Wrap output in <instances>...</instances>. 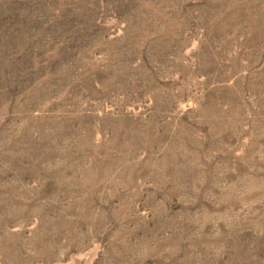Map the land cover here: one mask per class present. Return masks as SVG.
<instances>
[{"label":"rangeland","instance_id":"obj_1","mask_svg":"<svg viewBox=\"0 0 264 264\" xmlns=\"http://www.w3.org/2000/svg\"><path fill=\"white\" fill-rule=\"evenodd\" d=\"M0 264H264V0H0Z\"/></svg>","mask_w":264,"mask_h":264}]
</instances>
